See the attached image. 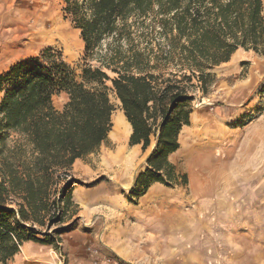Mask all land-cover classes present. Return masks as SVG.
<instances>
[{
  "label": "trees",
  "instance_id": "obj_1",
  "mask_svg": "<svg viewBox=\"0 0 264 264\" xmlns=\"http://www.w3.org/2000/svg\"><path fill=\"white\" fill-rule=\"evenodd\" d=\"M62 1L85 60L96 64L77 75L49 48L0 75V264L26 242L60 250L77 208L73 167L114 126L110 90L131 125L130 146L146 152L157 140L132 191L142 196L155 182L187 184L169 158L191 123L192 90L208 94L212 71L240 49L264 56V0ZM61 93L69 100L60 111L53 99ZM59 225L39 238L37 228Z\"/></svg>",
  "mask_w": 264,
  "mask_h": 264
},
{
  "label": "rangeland",
  "instance_id": "obj_2",
  "mask_svg": "<svg viewBox=\"0 0 264 264\" xmlns=\"http://www.w3.org/2000/svg\"><path fill=\"white\" fill-rule=\"evenodd\" d=\"M63 9L62 0H0V75L49 48L77 75L96 64L85 60L81 33ZM212 74L208 94L192 90V115L199 121L192 122V139L186 134L185 153L171 157L187 184L155 182L144 195L133 194L157 140L146 152L138 145L139 158L127 165L111 159L118 144L109 137L73 167L77 208L64 224L60 250L48 246L53 262L264 264V56L240 49ZM109 97L115 111H122L111 90ZM68 100L66 93L53 99L60 111ZM85 197L91 202L79 200ZM61 227L37 228L38 236ZM21 248L8 264H39L28 263Z\"/></svg>",
  "mask_w": 264,
  "mask_h": 264
},
{
  "label": "bare ground",
  "instance_id": "obj_3",
  "mask_svg": "<svg viewBox=\"0 0 264 264\" xmlns=\"http://www.w3.org/2000/svg\"><path fill=\"white\" fill-rule=\"evenodd\" d=\"M14 32H16V31H14ZM6 42H7V40H6ZM117 103L120 104V101L118 100ZM197 117L198 116L196 115V116H194V119H193V122H194L195 126H197V124L199 122ZM112 121H113V125L114 126H113V129H112L109 137H113L115 139V141L118 144V149L116 151V155L114 157H112L111 159L113 160L114 163L120 161V162H124L127 165L132 164V162L135 161L138 158V152L135 150L136 147L134 146L132 148V151L129 153V152H127V148L125 146V144L128 143V140H129L130 135L132 133L131 125L127 121V119H126V117H125V115H124V113L122 111H115L114 114H113ZM126 168H129V166H127ZM79 200L81 202H83V203L91 202V199H88L86 197L85 198H80ZM22 254H23V256H24V258L26 259L27 262H31L32 260H36V261H34L35 263L51 264L50 260L48 258L44 257V254L42 256L43 258H41L40 251L38 252L35 249V247H32V246L31 247L30 246L22 247Z\"/></svg>",
  "mask_w": 264,
  "mask_h": 264
},
{
  "label": "crops",
  "instance_id": "obj_4",
  "mask_svg": "<svg viewBox=\"0 0 264 264\" xmlns=\"http://www.w3.org/2000/svg\"><path fill=\"white\" fill-rule=\"evenodd\" d=\"M230 110V109H229ZM197 115V114H196ZM198 116V115H197ZM193 115H191V118H190V125L189 126H186L180 133V136H179V143H180V149L177 151L180 153H185V147L183 148V146L185 145V142H186V139H185V135L188 134L189 135V138L192 139V122H193ZM198 118V117H197ZM132 134V133H131ZM131 136V135H130ZM136 147V151L138 152V158H139V150H138V147L139 146H135ZM182 148V150H181ZM177 152L173 153L171 156H170V162L174 165V163L171 161V157L173 155H175ZM78 162V161H77ZM76 162V163H77ZM70 243V241H68ZM24 246H32V247H35V249L39 252L40 251V254H41V258H43V254H44V257L45 258H48L50 260V262L52 261L50 259V252L52 251L48 246H43V245H38V244H35V243H32V242H28V243H25ZM37 246V247H36ZM22 249V248H21ZM34 261L36 260H32L30 263H33ZM29 263V262H28ZM35 263V262H34ZM52 264H57V262H54L52 261L51 262Z\"/></svg>",
  "mask_w": 264,
  "mask_h": 264
}]
</instances>
